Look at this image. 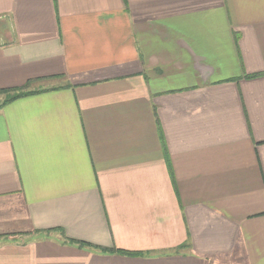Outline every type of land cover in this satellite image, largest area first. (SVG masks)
<instances>
[{"label":"crops","instance_id":"0c3cea01","mask_svg":"<svg viewBox=\"0 0 264 264\" xmlns=\"http://www.w3.org/2000/svg\"><path fill=\"white\" fill-rule=\"evenodd\" d=\"M4 19L0 93L48 91L0 109V264H264V0Z\"/></svg>","mask_w":264,"mask_h":264},{"label":"trees","instance_id":"16d2710c","mask_svg":"<svg viewBox=\"0 0 264 264\" xmlns=\"http://www.w3.org/2000/svg\"><path fill=\"white\" fill-rule=\"evenodd\" d=\"M258 76H260V75H249L246 78L253 79V78H256ZM47 91L48 90H27V87L20 88V89L2 91L0 94H3L5 96V98L0 103V109H2L6 105H8V104H10V103H12V102H14L16 100H19L21 98L34 96V95H37V94H40V93H43V92H47ZM170 172H171V175H172V178H173V171H172L171 168H170ZM71 242H76V243H78L80 245H88L86 243L77 242V241H71ZM104 251L117 252V253H119L121 255H126V256H143L142 253H140V252H129V251H124V250H120V249H113V250L104 249Z\"/></svg>","mask_w":264,"mask_h":264},{"label":"rangeland","instance_id":"374dc122","mask_svg":"<svg viewBox=\"0 0 264 264\" xmlns=\"http://www.w3.org/2000/svg\"><path fill=\"white\" fill-rule=\"evenodd\" d=\"M5 26V28H10L11 29V23L9 19H4V21H2V23L0 24V30L2 26ZM0 98H2V100L0 101V103L3 101V99L5 98V96L2 94V96H0Z\"/></svg>","mask_w":264,"mask_h":264}]
</instances>
